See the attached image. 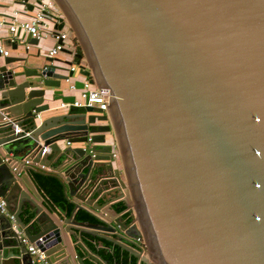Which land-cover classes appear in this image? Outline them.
Here are the masks:
<instances>
[{
	"label": "water",
	"instance_id": "95a60500",
	"mask_svg": "<svg viewBox=\"0 0 264 264\" xmlns=\"http://www.w3.org/2000/svg\"><path fill=\"white\" fill-rule=\"evenodd\" d=\"M54 1L81 44L80 73L109 91V111L51 108L74 100L62 90L71 64L49 58L15 72L9 65L25 59H4L0 198L29 241L50 264H84L77 242L93 264H109L87 241L108 242L136 264H264V0ZM110 132L122 171L113 170ZM47 168L74 206L65 219L29 184ZM108 181L125 195L99 204L106 195H93ZM115 203L136 219L118 221ZM77 210L98 222L76 220ZM0 264H33L1 213Z\"/></svg>",
	"mask_w": 264,
	"mask_h": 264
},
{
	"label": "built area",
	"instance_id": "2783aa9c",
	"mask_svg": "<svg viewBox=\"0 0 264 264\" xmlns=\"http://www.w3.org/2000/svg\"><path fill=\"white\" fill-rule=\"evenodd\" d=\"M20 7L21 10L27 14L25 19H21L20 15L23 14L20 11H15L12 13V16L9 18L8 22L0 20V26H6V29L9 34L13 36L11 38L12 42L15 41V38H18V34L21 33L24 36H29L31 39L35 40L37 43L44 41L46 39H53L54 45L47 50L45 56L48 58H55L65 49V42L69 41L70 33L67 29L66 18L56 2L54 0H14ZM29 2H33L31 10H29ZM57 11V13H56ZM29 13V14H28ZM63 24L61 29H58V26ZM25 43V41H23ZM25 49L28 51L30 45L26 44ZM0 56L2 58H7L9 52L2 50L0 48ZM10 67H8L9 69ZM87 69L85 67H81ZM75 66H68V71H73L75 73ZM83 88L76 89L74 86V81L72 77H68L65 80V87L62 88L64 94L72 95L74 100L70 104H62L61 107L67 109L69 107H76L79 110H84L87 107L93 108L94 112L87 114H94L101 116L107 114L109 111V91L107 89H99L91 82L89 79L82 82ZM39 119V115H37ZM103 124V123H97ZM19 129L17 128V131ZM88 142H91L90 135L87 139ZM113 157L116 158L117 154L115 151H112ZM0 213L6 214L12 221L15 228V232L19 236L21 244L25 247L26 252L31 257V262L33 264H50L48 257L43 251H41L34 243H31L23 231L16 224L13 215H9L5 209V203L0 198ZM136 219V215L134 218ZM136 243L141 249V253L148 257V248L145 242V239L142 235L136 238Z\"/></svg>",
	"mask_w": 264,
	"mask_h": 264
},
{
	"label": "crops",
	"instance_id": "0c3cea01",
	"mask_svg": "<svg viewBox=\"0 0 264 264\" xmlns=\"http://www.w3.org/2000/svg\"><path fill=\"white\" fill-rule=\"evenodd\" d=\"M33 2H29V6L32 5ZM31 10V9H29ZM15 11H20L21 14L20 18L21 19H25L27 17V14L24 13L21 10V7L14 1V0H0V20H4L5 22L9 21V18L12 16V13ZM57 13V11H56ZM29 14V13H28ZM69 31V30H68ZM69 33H71L69 31ZM69 41L65 42V49L58 54L57 57L55 58H51L52 59V64L56 65V66H62V67H66V63L67 64H71L72 66L76 67V71L75 73H73L72 76V80L74 82H84L85 80L89 79L91 82L94 83L93 79L91 77H86L84 75H82L80 73V69L81 67H85V63H84V59H79L76 54H78L79 51V47L75 44V41L73 40V36L71 34ZM11 38H13V36L11 34L8 33L6 26H0V48L2 50H6L9 52V56L8 57H13V58H18V59H25L24 62H16L13 64H10V68L14 69L15 72H20L25 68H29V69H34V68H42L44 66H49V61H48V57L45 56V53L47 52V50L49 48H51L54 45V40L53 39H46L44 41H41L39 43H37L35 40L29 38V36H24L23 34L19 33L18 34V38H15V41L12 42ZM25 41V43L23 42ZM29 44L30 45V49L27 51L25 49V45ZM16 46V47H15ZM13 47H15L16 49L14 50ZM76 58L79 60V62L76 61ZM5 58L0 57V66L4 63ZM59 72V71H57ZM63 74H68V72H61ZM92 80H91V79ZM24 78H19L17 79L18 82H21ZM95 85V83H94ZM69 95V94H68ZM46 100H48L46 98ZM61 102L57 101L55 103H51L50 106L51 108L54 107H60ZM49 114H51L50 112H45L42 113L40 115L41 120L43 118H46L47 116H49ZM107 140L109 139L110 142H107L106 144L110 145L113 144L114 147V151L116 152V140H115V134L114 132H110L109 134L106 135ZM112 141V142H111ZM41 144V141L40 143ZM64 142H62L60 145L64 146ZM74 148L80 147L81 145L79 144H73L71 145ZM113 166V170L117 169L122 171V160H121V156L117 153V156L112 164ZM46 171H39L37 169L38 172H42V173H49L52 174L51 172L52 169L47 168L45 169ZM109 174L114 175V171H109ZM121 176V180L124 184H126V177L124 175H120ZM28 180H29V184H31L34 188L36 187L34 182L32 181L31 178V173L29 174ZM118 185H114V183H112L111 181L104 183V185L101 187L102 191L99 193H95L93 195V198L95 199H99L100 195L105 194L106 195V199L105 200H100L99 204H103L104 202H106L107 200H112L114 199V194L116 192V196L118 197H122L124 196V189L123 187L119 184V182L117 181ZM116 184V183H115ZM37 188V189H36ZM34 190L35 195L38 197V203L40 204L41 202L44 203V205H46L47 208H49L53 213H66V211L64 209H59L58 207H56L49 199L48 197L38 188L36 187ZM34 199V197H32ZM69 203V202H68ZM71 204V203H70ZM115 204H119V203H115ZM42 213L46 216V217H54L55 214L50 215L46 210H42ZM72 214V213H71ZM70 214V215H71ZM70 215H68L67 213L65 214V216H62L63 219L69 217ZM135 213L131 212V213H127L125 211H122V215L121 217L118 218V221L122 222L123 220L127 221V223H130L132 221V219L134 218ZM79 242L73 244L74 248L72 249L73 254L77 253L83 260L84 264H93L92 261L89 259V253H85V250L82 247L77 246ZM87 245L90 248V250L93 253H97V250H103L104 247L94 243V241H87ZM91 246L93 248H91ZM105 251H107V249H104Z\"/></svg>",
	"mask_w": 264,
	"mask_h": 264
},
{
	"label": "trees",
	"instance_id": "16d2710c",
	"mask_svg": "<svg viewBox=\"0 0 264 264\" xmlns=\"http://www.w3.org/2000/svg\"><path fill=\"white\" fill-rule=\"evenodd\" d=\"M80 54L81 52L78 51ZM76 61L79 60L76 58ZM91 79V78H90ZM92 80V79H91ZM31 178L34 184L48 197V199L59 209H64L68 215H70L74 209V206L66 201L63 194V187L61 181L49 173L42 172H32ZM117 212H122L125 210V206L122 203H119L114 206ZM74 217L78 221H85L90 223H97L98 221L92 217L89 213L83 210H77L74 214ZM29 218L25 220L27 223ZM103 245L106 247H112L108 242H103ZM91 248H93L91 246ZM113 253L109 254L104 249L97 250V253L101 256L102 259L107 260L109 264H114L115 261L118 264H136V259L130 257V255L118 247H112Z\"/></svg>",
	"mask_w": 264,
	"mask_h": 264
},
{
	"label": "rangeland",
	"instance_id": "374dc122",
	"mask_svg": "<svg viewBox=\"0 0 264 264\" xmlns=\"http://www.w3.org/2000/svg\"><path fill=\"white\" fill-rule=\"evenodd\" d=\"M65 18V17H64ZM66 20V19H65ZM66 25H67V29L71 32L70 34L73 36V40L75 41V44L79 47V51L81 52V54H82V48H81V44H80V42H79V40H78V38L75 36V34H74V32L72 31V29H71V27H70V25H69V23H68V21H66ZM84 63H85V66L87 67V63H86V61L84 60ZM116 139V138H115ZM109 140V139H108ZM110 141V140H109Z\"/></svg>",
	"mask_w": 264,
	"mask_h": 264
},
{
	"label": "bare ground",
	"instance_id": "6f19581e",
	"mask_svg": "<svg viewBox=\"0 0 264 264\" xmlns=\"http://www.w3.org/2000/svg\"><path fill=\"white\" fill-rule=\"evenodd\" d=\"M1 57V56H0ZM41 121V118H40V115H39V119H38V122H40ZM90 137H91V135H90ZM88 139V138H87ZM116 140V139H115ZM107 142H110L109 140H107V137H106V143ZM112 142V141H111ZM90 143V142H89ZM116 143V154L118 153L119 155H120V153H119V149H118V146H117V142H115ZM92 144V143H91ZM111 146H112V151H114V145L113 144H110Z\"/></svg>",
	"mask_w": 264,
	"mask_h": 264
},
{
	"label": "flooded vegetation",
	"instance_id": "af4514ba",
	"mask_svg": "<svg viewBox=\"0 0 264 264\" xmlns=\"http://www.w3.org/2000/svg\"><path fill=\"white\" fill-rule=\"evenodd\" d=\"M115 205H117V204H114L113 205V207L115 206ZM112 245V244H111ZM101 246V245H100ZM102 247H104V249L106 248L107 249V253H109V254H112L113 253V249H112V247H113V245H112V247H106V246H104L103 244H102ZM115 247V246H114ZM130 257H132V256H130ZM132 258H134V257H132ZM136 262H137V260H136Z\"/></svg>",
	"mask_w": 264,
	"mask_h": 264
}]
</instances>
